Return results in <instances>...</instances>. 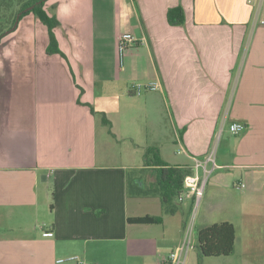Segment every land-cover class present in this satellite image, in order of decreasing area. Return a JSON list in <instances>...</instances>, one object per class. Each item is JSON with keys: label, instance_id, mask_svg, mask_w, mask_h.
Listing matches in <instances>:
<instances>
[{"label": "crops", "instance_id": "0c3cea01", "mask_svg": "<svg viewBox=\"0 0 264 264\" xmlns=\"http://www.w3.org/2000/svg\"><path fill=\"white\" fill-rule=\"evenodd\" d=\"M178 6L184 23L172 26L166 14ZM43 9L59 21L63 56L47 53V27L32 13L0 40V264H160L184 225L165 221L175 213L154 190L147 147L191 172L194 158L212 155L195 238L230 222L234 251L215 258L264 264V0ZM122 33L136 41L120 54ZM147 83L157 88L132 92ZM145 215L162 221H128Z\"/></svg>", "mask_w": 264, "mask_h": 264}, {"label": "trees", "instance_id": "16d2710c", "mask_svg": "<svg viewBox=\"0 0 264 264\" xmlns=\"http://www.w3.org/2000/svg\"><path fill=\"white\" fill-rule=\"evenodd\" d=\"M46 0H0V40L6 35L15 22L16 15L21 12L19 20L30 13L34 14L48 30L49 42L47 46L48 54L64 55L59 49L54 29L58 26L59 21L55 16H49L43 9ZM31 9L27 10L28 7ZM167 21L172 26L182 25L184 23V11L181 7L169 8L166 14ZM92 113H96L91 108ZM102 123L110 125L104 113H100ZM151 156L146 165L153 166L155 171L156 182L155 192H157L161 202L169 206L167 213L173 214L178 209L174 200L178 197L183 189L184 178L191 173L186 167H166L158 157V149L147 147L145 150L146 159ZM139 191H141L139 189ZM132 223H160L159 216H141L130 217ZM235 244V228L230 222L223 221L213 223L202 227L197 232L196 248L200 255L204 257L228 256L233 253Z\"/></svg>", "mask_w": 264, "mask_h": 264}, {"label": "built area", "instance_id": "2783aa9c", "mask_svg": "<svg viewBox=\"0 0 264 264\" xmlns=\"http://www.w3.org/2000/svg\"><path fill=\"white\" fill-rule=\"evenodd\" d=\"M135 41V37L130 33L120 34L117 40L119 53L123 54L125 50ZM156 88V83L133 84L132 92L134 94H141L144 90H155ZM244 129L245 125L239 121L232 122L229 126V130L234 134H238ZM210 161H212V155L208 156L206 159L194 158L192 172L184 178L183 189L178 195V200L180 202L188 197H194L198 200L202 197L209 173L206 168V164ZM43 235L51 237L53 236V232L46 231L43 232ZM194 246L195 244L192 232L191 230L186 229L182 241L168 254L166 258L160 261V264H184L188 252L193 249ZM58 261L61 262L63 259H59ZM79 264L82 263L79 262Z\"/></svg>", "mask_w": 264, "mask_h": 264}, {"label": "rangeland", "instance_id": "374dc122", "mask_svg": "<svg viewBox=\"0 0 264 264\" xmlns=\"http://www.w3.org/2000/svg\"><path fill=\"white\" fill-rule=\"evenodd\" d=\"M228 173V171H222ZM150 176V175H149ZM232 189H235L232 187ZM206 196H202L199 200L195 199L193 203L187 205L182 202V206L179 205L175 215H169L165 217V221L168 226H173L174 222L179 221L180 226L184 225L183 234H185L186 229L191 230L192 236L196 241V230L199 225H202L203 214L206 215L207 210L204 208L205 206ZM168 218V219H167ZM194 241V242H195ZM195 244V243H194ZM234 257L230 259L223 258H215V257H203L200 255L199 250L194 246L185 259V264H233Z\"/></svg>", "mask_w": 264, "mask_h": 264}, {"label": "water", "instance_id": "95a60500", "mask_svg": "<svg viewBox=\"0 0 264 264\" xmlns=\"http://www.w3.org/2000/svg\"><path fill=\"white\" fill-rule=\"evenodd\" d=\"M31 8H32V6H31V7H28L27 10H29V9H31ZM20 14H21V12H19V13L16 15V19H15L14 25H13L9 30H7V31L5 32V34H8L10 31H12V30H14V29L16 28V26H17V24H18V22H19V16H20Z\"/></svg>", "mask_w": 264, "mask_h": 264}]
</instances>
